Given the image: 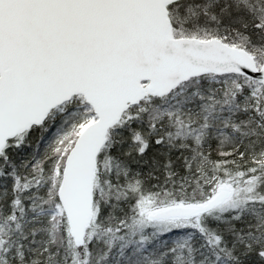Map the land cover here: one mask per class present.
Listing matches in <instances>:
<instances>
[{
  "label": "snow or ice",
  "instance_id": "1",
  "mask_svg": "<svg viewBox=\"0 0 264 264\" xmlns=\"http://www.w3.org/2000/svg\"><path fill=\"white\" fill-rule=\"evenodd\" d=\"M0 264H264V0H0Z\"/></svg>",
  "mask_w": 264,
  "mask_h": 264
}]
</instances>
